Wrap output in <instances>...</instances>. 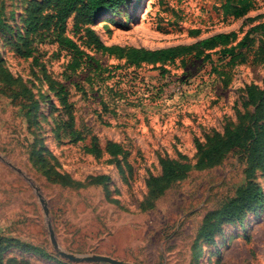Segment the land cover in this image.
I'll return each mask as SVG.
<instances>
[{
  "label": "rangeland",
  "instance_id": "obj_1",
  "mask_svg": "<svg viewBox=\"0 0 264 264\" xmlns=\"http://www.w3.org/2000/svg\"><path fill=\"white\" fill-rule=\"evenodd\" d=\"M29 1L0 0V263L105 264L61 257L49 225L64 251L127 264H264L259 170L261 202L222 221L211 243L200 235L205 216L246 184L247 148L213 166L193 165L216 134L252 110L247 90L264 88V37L250 31L264 21V0L239 18L223 15L221 0H126L91 24L105 45L156 49L230 31L255 41L244 62L211 50L209 60H176L165 72L84 48L108 68L103 73L85 62L74 68L72 51L52 34L25 33ZM25 42L30 56L20 54ZM68 111L80 141H71ZM92 136L98 155L85 150ZM107 141L124 153L108 154ZM160 158L190 167L152 193Z\"/></svg>",
  "mask_w": 264,
  "mask_h": 264
},
{
  "label": "trees",
  "instance_id": "obj_2",
  "mask_svg": "<svg viewBox=\"0 0 264 264\" xmlns=\"http://www.w3.org/2000/svg\"><path fill=\"white\" fill-rule=\"evenodd\" d=\"M125 1L30 0L24 20L25 33L52 34L60 46L72 51L71 64L74 68L82 66L85 62L86 65H94V71L102 73L106 72L108 68L102 66L99 60L84 51V48L123 59L128 66L139 67L147 64L165 72L167 71L165 66L174 63L176 60H180L182 63H186L190 57H202V60H209L211 59V52H209L211 50L218 51L221 57H228L227 63L244 62L245 53L255 41L254 37L249 36V32L237 40V32L230 31L220 32L187 45L156 49L118 44L105 45L92 29L91 24L101 17L116 13ZM220 6L223 15L239 18L255 7V0H221ZM69 21H71L70 26ZM250 31L264 37V21L252 26ZM30 45L31 42H25L20 54L30 56L32 54ZM242 47L244 50H240ZM60 87L58 91L60 99L65 104L66 97L63 95L65 92H63L62 86ZM247 96L252 110H247L241 115L236 127L226 126L222 136L216 134V139L200 150L199 156L193 164L197 168L213 166L233 148L245 147L248 150V166L245 171L248 178L246 184L240 187L236 196L222 206L220 210L210 212L204 218L200 235L207 243H211L214 234L220 232L222 221L239 220L243 213L259 204L263 196V189L254 181V177L257 170L264 173V88L258 91L248 89ZM68 116L71 141H80L81 136L72 126V113L70 111H68ZM85 150L96 155L100 154L102 148L98 144L96 136L91 137L90 145L86 146ZM103 150L112 156L124 153L120 144L112 141H107ZM37 157L42 159L41 156ZM159 162L161 176L152 180V193L160 192L170 182L182 178L190 167V164L165 158H160ZM104 178L100 177L98 181H102Z\"/></svg>",
  "mask_w": 264,
  "mask_h": 264
},
{
  "label": "water",
  "instance_id": "obj_3",
  "mask_svg": "<svg viewBox=\"0 0 264 264\" xmlns=\"http://www.w3.org/2000/svg\"><path fill=\"white\" fill-rule=\"evenodd\" d=\"M37 195L39 197L40 202L44 205V210L47 211L45 207V202L42 196L39 193H37ZM48 228H49L50 241H51L52 247L54 251L63 258H66L73 262H98V263H105V264H127L121 260H117V259H114L106 255H99V254L78 255V254H73V253L64 251L63 249L59 247L58 243L56 242L54 233L49 225H48Z\"/></svg>",
  "mask_w": 264,
  "mask_h": 264
}]
</instances>
